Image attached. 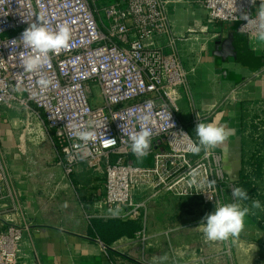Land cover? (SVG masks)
<instances>
[{
  "label": "built area",
  "instance_id": "obj_1",
  "mask_svg": "<svg viewBox=\"0 0 264 264\" xmlns=\"http://www.w3.org/2000/svg\"><path fill=\"white\" fill-rule=\"evenodd\" d=\"M193 1L201 4L211 24L239 23L238 32L250 44L258 41L254 25L237 17L241 10L255 16L260 0L253 4L251 0ZM38 17L51 28L67 25L71 40L67 49L50 54L49 64L39 73L24 72L23 60L32 50L19 39ZM159 39L166 40L167 50L159 47ZM181 41L168 0H0V221L6 224L0 233V264H18L29 231V224L21 221V202L5 148L9 106H21L28 119L42 118L57 164L67 176L79 166L104 175L105 194L96 205L108 212L106 218L140 220L149 203L163 192L193 201L207 214L215 210L216 200L232 202L236 185L225 172L221 149L207 156L190 151L196 139L178 116L175 92L183 88L195 126L197 116L202 122L205 118L193 103L178 48ZM41 78L52 83L43 87ZM94 87L99 88L103 105L93 102ZM144 114L151 116L152 145L147 156L137 158L130 150L129 136L139 130ZM28 119L23 130L29 135ZM77 129L93 131L94 138L84 143L76 136ZM193 171L199 174L197 180H216L212 200L196 193ZM142 235L143 231L136 234Z\"/></svg>",
  "mask_w": 264,
  "mask_h": 264
},
{
  "label": "crops",
  "instance_id": "obj_2",
  "mask_svg": "<svg viewBox=\"0 0 264 264\" xmlns=\"http://www.w3.org/2000/svg\"><path fill=\"white\" fill-rule=\"evenodd\" d=\"M168 1L172 3L175 32L183 39L178 48L196 110L205 117L206 123L226 124L235 129V135L219 148L225 157L226 174L237 180L247 152L244 101H264V41L250 44L234 24H211L197 1ZM217 34L221 36L216 37ZM230 34H241L243 38L238 51L227 55L223 44ZM157 41L159 47L166 49L165 39ZM259 74L263 77L248 82ZM231 91H237L240 96L247 94L248 98L241 97L239 103L222 106ZM175 95L179 119L196 139L188 94L183 88H177ZM52 154L49 159L59 169L49 172L48 177L54 176L53 180L59 184L44 188L41 182L29 183L20 156H8L21 202V221L29 224L20 246L18 264H197L202 257L206 260L203 264H264V228L259 223L246 216L244 230L238 238L217 242H207L204 238V250L198 252L195 229L191 225L202 221V218L195 220L197 213L200 217L207 213L193 201L180 200L164 192L149 203L138 220L144 235L121 237L104 250L100 239L92 235L94 221L113 220L106 218L108 212L96 205L105 194V185L100 186L102 178L85 166H79L72 176H67L57 164L54 151ZM86 179L92 182L91 187L83 186ZM5 227L1 220L0 233Z\"/></svg>",
  "mask_w": 264,
  "mask_h": 264
},
{
  "label": "clouds",
  "instance_id": "obj_3",
  "mask_svg": "<svg viewBox=\"0 0 264 264\" xmlns=\"http://www.w3.org/2000/svg\"><path fill=\"white\" fill-rule=\"evenodd\" d=\"M255 3V0H251ZM245 21V24L254 25L256 38L264 41V0L256 9L255 16L252 13L240 11L239 17ZM243 26V25H242ZM71 40V31L67 25H61L57 28L49 27L42 17H38V22L31 23L21 34L19 41L23 46L32 50V54L25 57L22 63L24 72L39 73L41 69L48 65L51 60L50 54H58L69 47ZM39 83L43 87L49 86L52 81L48 78H41ZM151 116L149 114L141 115L139 118L140 128L129 136V147L131 152L137 157L147 156L152 145L153 132L148 126ZM170 119V115H169ZM198 123L195 126L196 140L189 145L190 151L199 154L204 152L207 156L212 150L225 145V142L235 135V129L228 125H218L211 122H202L197 116ZM174 126V125H173ZM184 136L187 133L180 132ZM76 136L87 143L94 138V132L91 130H76ZM115 143V139H110ZM198 172L193 171L191 183L196 187V193L206 194L207 199L212 200L214 195L211 190L215 189L216 180L202 177L196 179ZM232 202L219 203L216 200L215 210L206 214L198 226L204 234L207 242L228 241L238 238L244 230L245 217L249 214L250 208L243 206L242 202L249 201L248 191L242 187H235L231 190ZM252 208H261L259 200H252ZM118 212H113L115 215Z\"/></svg>",
  "mask_w": 264,
  "mask_h": 264
},
{
  "label": "rangeland",
  "instance_id": "obj_4",
  "mask_svg": "<svg viewBox=\"0 0 264 264\" xmlns=\"http://www.w3.org/2000/svg\"><path fill=\"white\" fill-rule=\"evenodd\" d=\"M109 1H116V0H109ZM256 12V10H255ZM254 12V13H255ZM263 75H257L248 82L252 80H259ZM189 82V80H188ZM247 82V84H248ZM237 91H231L225 96L223 100L224 106L225 104L229 103L236 104L241 101L242 98H248L247 94L243 96L237 95ZM93 102L96 105H103V99L100 96V90L98 87L93 88ZM245 105V114L243 115V123H244V134H245V141L244 144L246 145L247 152L245 153V169L247 172L253 171L256 167L262 173V178L257 180L256 190L258 191V198L257 200L261 203V208L257 209L252 207L250 208V212L247 215L248 218L253 219L255 222H261L264 225V101H244ZM221 106V107H222ZM5 116L8 117L9 123L4 126V136L5 141V148L8 152V156H20L22 159V165L24 172H26L27 180L29 183L37 181L41 182L43 188L47 186H58L59 182L53 180L54 176L48 177L49 172H54L57 170L56 162L54 160L49 159V156H52V151H54L50 139L45 131V127L43 125V120L38 115H32L28 119L26 111L22 109L19 105H13L5 108ZM30 120L31 123V131L29 135L27 132L25 133L23 130V124H25L26 120ZM17 124V126H12ZM9 134V136H6ZM6 134V135H5ZM53 175V173L51 174ZM101 178L100 186L105 185V178L104 175L98 174ZM72 176V175H71ZM84 181V179H83ZM236 182V181H234ZM69 183V182H68ZM92 182L89 179H86L83 183L84 187H91ZM69 185H71L69 183ZM41 186V187H42ZM36 187V186H35ZM101 196V198H103ZM92 199V198H89ZM230 202V201H229ZM228 203V202H227ZM243 206H246L243 204ZM199 215V216H198ZM195 220L199 221L200 213L195 215ZM198 219V220H197ZM200 221L196 222L194 225V238L196 244V250L198 252H202L204 250L203 246H205L204 234L198 228L200 225ZM215 244L213 243V246ZM215 252V251H214ZM218 256V255H216ZM202 257V256H201ZM206 260L204 258H198L197 264H203Z\"/></svg>",
  "mask_w": 264,
  "mask_h": 264
},
{
  "label": "trees",
  "instance_id": "obj_5",
  "mask_svg": "<svg viewBox=\"0 0 264 264\" xmlns=\"http://www.w3.org/2000/svg\"><path fill=\"white\" fill-rule=\"evenodd\" d=\"M223 159L225 163V157H223ZM225 172L227 173L226 170ZM260 178H262L261 171L256 167L253 171L247 172L245 169V162L243 161L239 178L237 180L232 179L233 181H236L234 182L236 187H242L248 191L250 200L242 202L244 205H246V207H251L252 200H257L258 198L259 193L256 190V185L257 180ZM258 223L264 228V225H262L261 222ZM141 230V222L138 220L123 221L119 219H113L110 221H104L103 219H98L93 223L92 235L98 237L107 247H109L119 238L126 236L133 237Z\"/></svg>",
  "mask_w": 264,
  "mask_h": 264
},
{
  "label": "water",
  "instance_id": "obj_6",
  "mask_svg": "<svg viewBox=\"0 0 264 264\" xmlns=\"http://www.w3.org/2000/svg\"><path fill=\"white\" fill-rule=\"evenodd\" d=\"M234 25H235V29L238 31L239 23H235ZM241 34H230L228 36V39L223 44L224 54L231 55L238 51V49L242 44L243 35Z\"/></svg>",
  "mask_w": 264,
  "mask_h": 264
},
{
  "label": "bare ground",
  "instance_id": "obj_7",
  "mask_svg": "<svg viewBox=\"0 0 264 264\" xmlns=\"http://www.w3.org/2000/svg\"><path fill=\"white\" fill-rule=\"evenodd\" d=\"M242 245V244H241ZM243 246V245H242ZM248 246V245H247ZM243 249V248H242ZM137 251V250H136ZM138 259V258H137Z\"/></svg>",
  "mask_w": 264,
  "mask_h": 264
}]
</instances>
